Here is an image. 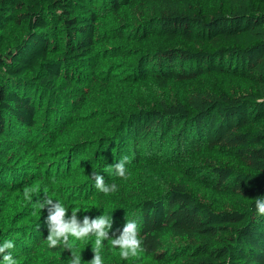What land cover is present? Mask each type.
I'll use <instances>...</instances> for the list:
<instances>
[{"label":"trees","instance_id":"obj_1","mask_svg":"<svg viewBox=\"0 0 264 264\" xmlns=\"http://www.w3.org/2000/svg\"><path fill=\"white\" fill-rule=\"evenodd\" d=\"M122 53L115 68L102 66ZM231 76L249 90L231 88ZM210 77L207 88L164 95ZM257 98L264 0H0V244L14 241L18 264H60L65 254L69 264L68 250L47 246V209L35 207L47 189L69 216H112V231L135 220L139 264H264ZM216 149L237 164L221 163ZM124 156L126 180L109 167ZM93 171L118 191L99 192ZM26 186L40 189L32 202ZM169 238L180 244L166 249ZM93 246L94 237L76 242L82 264ZM101 255L138 261L108 241Z\"/></svg>","mask_w":264,"mask_h":264},{"label":"clouds","instance_id":"obj_2","mask_svg":"<svg viewBox=\"0 0 264 264\" xmlns=\"http://www.w3.org/2000/svg\"><path fill=\"white\" fill-rule=\"evenodd\" d=\"M257 103H264V98H257ZM130 158L124 156L115 164L110 165V168L115 169L117 177L127 179L129 169L126 167L129 164ZM94 180L95 188L109 195L118 191L116 183H106L104 176L95 171L90 174ZM38 187L26 186L23 189L24 198L32 202L33 197L39 194ZM255 212L258 216H264V195L255 198ZM35 207L42 211L47 209V217L45 224L47 226L46 243L49 248L63 247L68 250L70 255L69 264H82V256L76 250L77 241H87L90 237H94V246L92 247L93 257L86 264H104V259L101 252L105 246V241H108L112 249H118L121 259L128 260L130 257H136L144 251L143 239L140 236L139 228L135 220H126L122 229H113L112 216L104 214L91 218L87 215L81 220L78 218L79 209L71 211L68 215V209L59 199H53L48 195L47 189L44 190L42 198L35 200ZM111 232V235H110ZM15 243L12 240H4L0 244V264H18V261L12 255Z\"/></svg>","mask_w":264,"mask_h":264},{"label":"rangeland","instance_id":"obj_3","mask_svg":"<svg viewBox=\"0 0 264 264\" xmlns=\"http://www.w3.org/2000/svg\"><path fill=\"white\" fill-rule=\"evenodd\" d=\"M204 3H205V8L209 9L210 2H203V4ZM100 19H101L102 28L103 27H110L113 24V21H114L113 16L109 15L108 12L101 13ZM109 46H110V44H108V43L100 44V47L102 49H105V48H107ZM132 50H135V52H136V50H139V47L137 45H132ZM122 58L126 59V57L124 56L123 53L120 54V55L116 54V57L109 56V57H107L108 60H105L102 63V66L105 67V66L109 65L111 68H115V67H112L111 65L113 63H115L117 60H120ZM116 66H118V65H116ZM213 80H214V78L210 77V78H207V79H199L197 81H192V82H189L187 84H181L178 88L172 89L171 91H168L167 93H164V95L168 96V93H169L171 96H174V97L175 96L176 97H182L184 94L188 93V91H194V90H198V89H202V88L203 89L207 88L211 84V82ZM227 81H228L229 85L231 86V88H233L234 90H237V91L249 90V86L247 85L246 82L237 81V79L235 77H233V76H231L229 78V80H227ZM105 119H106V117L103 116L102 118L98 119L97 121L102 124V122ZM163 146L165 147L164 150H168V148H167L168 145L165 144V142H164ZM215 153L217 155H219L221 163L230 164V165H233V166L235 164H237V162L234 159V157H232V155L230 154V151H228L226 149H216ZM142 159H143V157H142ZM121 221H122L121 218L117 219V222H121ZM179 244H180V241L178 239L169 238L167 240V246L165 248L166 249H169V248L173 249V248H176ZM118 253H119V250H118ZM65 256H68V255L67 254L62 255V258L60 259L61 261L57 262V263L67 264V263H65L67 261L64 262V260H66V259H64ZM138 256L130 257L128 260L132 261V259H136V258L138 260V259H140V257L138 258ZM138 262H140V261L138 260V261H136L133 264H139Z\"/></svg>","mask_w":264,"mask_h":264}]
</instances>
